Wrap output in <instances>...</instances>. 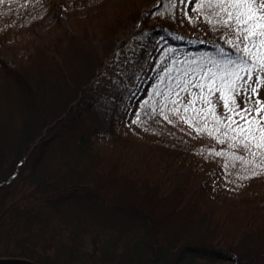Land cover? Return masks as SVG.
<instances>
[{
    "label": "trees",
    "instance_id": "trees-1",
    "mask_svg": "<svg viewBox=\"0 0 264 264\" xmlns=\"http://www.w3.org/2000/svg\"><path fill=\"white\" fill-rule=\"evenodd\" d=\"M86 1L2 0L0 41L33 33L57 2ZM177 5L157 0L145 12L91 24L93 31L64 29L14 65L0 60V257L34 264H264V216L249 219L232 206L221 211L207 201L205 189L188 199L184 184L165 195L149 174L127 165L134 136L122 125L131 110L133 121L139 114L132 124L152 154L189 160L188 143L152 111L161 105L153 95L163 88L161 69L173 61L187 67L198 62V53L217 61L234 56L226 42L234 37L207 23L203 13L196 12L197 19L213 41L192 48L174 38ZM133 23L135 30L121 42L117 35ZM166 43L183 52L158 66ZM127 48L129 55L122 53ZM186 124L205 131L202 119ZM215 127L209 121L208 129ZM203 133L231 153L222 163L238 155L227 141L219 143L220 133ZM98 137L112 145L108 153L95 148ZM254 177L251 182H264V169Z\"/></svg>",
    "mask_w": 264,
    "mask_h": 264
},
{
    "label": "rangeland",
    "instance_id": "rangeland-1",
    "mask_svg": "<svg viewBox=\"0 0 264 264\" xmlns=\"http://www.w3.org/2000/svg\"><path fill=\"white\" fill-rule=\"evenodd\" d=\"M178 1L177 8L173 9L174 14L179 16L180 30L173 33L174 38L179 40H188L190 46H203L215 39L214 35L205 28L204 23L197 19V13L193 11V4H185ZM157 4V0H87L85 3L57 2L52 13L44 20V22L36 27L33 33H23L10 35L0 41V60L9 65H14L32 49L36 44H44L52 40L62 30H70V32L81 33L83 26L91 24L96 25L103 19L112 18L119 15H126L131 11L145 12L150 10ZM187 12V15H185ZM153 20V18H150ZM136 28V24H130L126 29L120 31L117 38L122 40L131 36ZM93 31V30H91ZM93 47L98 50L99 43L96 39L92 40ZM184 47L175 45L174 43H166L162 46L161 55L156 64L161 65L163 60L171 54H181ZM128 48L122 52L127 53ZM116 56H121V52L116 51ZM200 64H208L211 67L208 56L198 53L196 58ZM109 60H106V64ZM142 92V90H141ZM261 98L264 99V88L260 91ZM219 93L212 97L216 103L221 116L225 117L222 102L217 101ZM187 96L185 97V101ZM241 97H237L240 103ZM163 97H160L162 104ZM134 104V102H133ZM243 107V104H240ZM134 107V105H133ZM171 107V105H170ZM217 109V110H218ZM122 130L125 133L134 136L132 146L127 150L126 159L129 169L135 172L149 174L151 179L160 184L163 194H168L175 187L184 184L190 195L195 194L199 190L205 189L207 201L220 206V210H227L232 206L233 212L244 211L250 219H257L264 216V182L253 181L255 175L252 169L245 170L242 165L236 162L235 158L222 163L221 160H227V156L231 154L225 151L226 147L220 146L212 138L206 134L191 129L187 126L184 119L180 115H173L168 112V120L164 121L165 127L169 128L188 143L190 149L189 160H172L170 158H161L151 153L149 143L144 135L139 132L132 124L133 111L128 113ZM183 114V113H181ZM170 121V122H169ZM195 128V127H194ZM112 145L103 137L95 140V148L102 152H109ZM224 153L225 155H216V153ZM236 154L242 153L234 150ZM216 164H222L220 169ZM249 177V178H245ZM214 189H219L222 194L217 197ZM214 206V205H213ZM216 207V206H214ZM216 207V208H218ZM222 239H218L217 243L222 244ZM232 258L231 256H229Z\"/></svg>",
    "mask_w": 264,
    "mask_h": 264
},
{
    "label": "snow or ice",
    "instance_id": "snow-or-ice-1",
    "mask_svg": "<svg viewBox=\"0 0 264 264\" xmlns=\"http://www.w3.org/2000/svg\"><path fill=\"white\" fill-rule=\"evenodd\" d=\"M180 2L185 6L193 4L192 10L203 13L207 23L224 28L234 37L226 41L233 48L234 56L221 61L210 60L211 67L195 61L187 67L181 61L163 67V75L159 77L163 88L158 86L153 92L163 97V102L152 111L165 120H168V112L180 115L190 124L202 119L204 130L210 136L220 133L224 138L219 139V143L227 141L230 147L242 153L235 156L237 163L245 170L251 168L253 175L259 174V170L264 169V99L260 95L264 88V0ZM182 93L187 95L186 101ZM216 93L226 114L224 118L216 115L212 100ZM237 97H241L240 103ZM198 104L203 107H197ZM139 119L137 114L133 122L138 123ZM209 121L216 125L214 129H208Z\"/></svg>",
    "mask_w": 264,
    "mask_h": 264
},
{
    "label": "water",
    "instance_id": "water-1",
    "mask_svg": "<svg viewBox=\"0 0 264 264\" xmlns=\"http://www.w3.org/2000/svg\"><path fill=\"white\" fill-rule=\"evenodd\" d=\"M0 264H34L26 259L20 258H1L0 257Z\"/></svg>",
    "mask_w": 264,
    "mask_h": 264
}]
</instances>
